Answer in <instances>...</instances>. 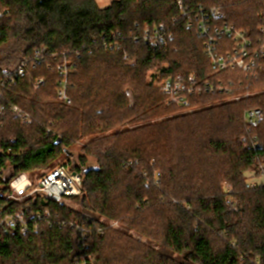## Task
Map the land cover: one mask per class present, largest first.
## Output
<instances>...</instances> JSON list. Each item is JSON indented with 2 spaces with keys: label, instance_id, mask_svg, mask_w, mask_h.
Instances as JSON below:
<instances>
[{
  "label": "trees",
  "instance_id": "obj_1",
  "mask_svg": "<svg viewBox=\"0 0 264 264\" xmlns=\"http://www.w3.org/2000/svg\"><path fill=\"white\" fill-rule=\"evenodd\" d=\"M182 2L183 11L178 0H0V222L21 212L28 221L27 234L0 229V264H264V180H249L264 179V0ZM213 8L222 17L209 15L210 24L251 41L249 71L213 67L195 22ZM160 26L170 40L142 41ZM216 37L219 53L233 51L232 39ZM14 39L26 49L5 68L1 53ZM64 63L77 70L67 100ZM188 75L213 91L191 97L186 110L159 83ZM252 109L263 111L258 127L244 122ZM81 141L83 190L69 200L77 209L41 196L5 199L20 173L37 180L62 157L70 165L64 155ZM87 157L97 168L83 169Z\"/></svg>",
  "mask_w": 264,
  "mask_h": 264
},
{
  "label": "built area",
  "instance_id": "obj_2",
  "mask_svg": "<svg viewBox=\"0 0 264 264\" xmlns=\"http://www.w3.org/2000/svg\"><path fill=\"white\" fill-rule=\"evenodd\" d=\"M179 9L183 11V2L178 0ZM209 15L221 18L222 14L217 8H213L209 14L205 13L203 10L195 15V22L198 25L199 35L204 36L207 41L205 43V53L210 58L213 67H216L220 71H227L229 69H243L249 71V63L245 61L249 56V48L252 43L246 37L245 33H241L235 29L234 26L226 24L219 28L216 24L209 23ZM1 16V14H0ZM193 23H189L192 26ZM218 28V29H217ZM220 29V30H219ZM264 37V28L260 30ZM224 34L227 38L232 39L235 42V47L233 51L229 53L221 54L218 50V41L216 37L217 34ZM171 37L165 30L164 26L156 27L154 29H147L143 33L142 41L150 44L152 47H157L163 43L170 40ZM261 47L257 50V53L264 55V39ZM108 47L107 44H105ZM28 60L24 59L23 63L18 67V74L24 77V67L27 65ZM61 73L64 75V80L61 82V90L59 96L63 100H67L66 90L69 74H72L74 67L68 66L67 63L61 64L59 66ZM162 92L169 98L172 104H176L186 110L190 109L191 97L202 94L205 90L210 89L209 83H200L197 81L194 75L177 76L169 79H163L160 83ZM213 91V90H212ZM70 103V101H69ZM15 117L21 118L24 121L30 122L28 117H26L22 110L18 107L12 109ZM5 107H0V130L3 127V122L5 120ZM263 118V111L260 109H252L246 113L244 122L250 127H258ZM75 166L69 164H62L61 166L49 169L45 175L41 176L37 180L31 178V176L20 173L9 186L10 193L5 197L6 200L21 203L25 199H33L34 201L38 196L45 198L47 201L64 204L72 198H77L82 194V184H83V173L74 169ZM260 175L264 176V166L260 169ZM44 216H48L45 214ZM32 220L38 221L43 220L42 215H37L36 217L30 216ZM113 226V225H112ZM74 227V226H72ZM0 229L4 232L8 230L19 229L23 234H27L28 221L25 212L16 213L13 216H7L0 222ZM38 224L35 225L34 231H38ZM76 229L83 234V239H86L89 234V230L82 226H77ZM89 262L87 259H81L79 264H94L95 258L89 257Z\"/></svg>",
  "mask_w": 264,
  "mask_h": 264
},
{
  "label": "rangeland",
  "instance_id": "obj_3",
  "mask_svg": "<svg viewBox=\"0 0 264 264\" xmlns=\"http://www.w3.org/2000/svg\"><path fill=\"white\" fill-rule=\"evenodd\" d=\"M96 1L98 2L99 6H101V7H107L113 2V0H96ZM25 49H26V46H24L22 44V42L20 40H17V39H14L13 41H11L7 45H5L3 50H2V53H1V56H2L1 61L4 65V67L5 68H15L19 64V60L21 59ZM67 63H69V62H67ZM76 71L77 70L74 69L73 73H75ZM238 99H240V97H238V95H234V96H230V98L228 100H229V102H231V101H237ZM84 143H85L84 141L83 142L82 141L77 142V144L75 146H73L67 150V154H65L64 157L67 156L69 158L70 165H73V166L77 165L78 167L80 166V159H81L80 157L85 158V154L81 149L82 147L85 146ZM87 160H88V165H87V167L84 166V168H83L84 170H88L91 168H97V163H96V160L94 158L87 157ZM65 162H67L66 159L63 160V157H62L60 161L53 163L52 165L48 166V168L41 170L36 175H37V177H38V175L43 176V175H45L46 172H48L49 169H52V168L57 167V166H61ZM255 176L256 175L251 173L249 175V180H251L252 182H258V183L263 182V180H264L263 178L257 180L254 178ZM66 203L68 205H70L72 208H75V209L78 208V205L76 203H71L69 201ZM105 223L106 224L109 223L110 225H113L118 230H121V231L124 230V228H121L117 223H113V222L108 221V220L105 221ZM131 234L135 239L137 238L140 241H143L144 243H146L150 246L151 245L155 246L152 242L147 241L143 237H140L138 234H134L133 232Z\"/></svg>",
  "mask_w": 264,
  "mask_h": 264
},
{
  "label": "water",
  "instance_id": "obj_4",
  "mask_svg": "<svg viewBox=\"0 0 264 264\" xmlns=\"http://www.w3.org/2000/svg\"><path fill=\"white\" fill-rule=\"evenodd\" d=\"M59 144H61V140H58V141L56 142V145H59Z\"/></svg>",
  "mask_w": 264,
  "mask_h": 264
}]
</instances>
